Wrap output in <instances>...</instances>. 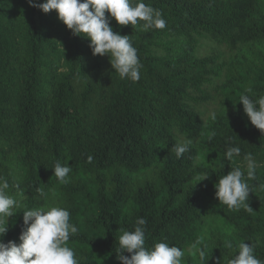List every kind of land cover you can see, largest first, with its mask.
<instances>
[{"label":"trees","instance_id":"trees-1","mask_svg":"<svg viewBox=\"0 0 264 264\" xmlns=\"http://www.w3.org/2000/svg\"><path fill=\"white\" fill-rule=\"evenodd\" d=\"M0 264H264V0H0Z\"/></svg>","mask_w":264,"mask_h":264}]
</instances>
